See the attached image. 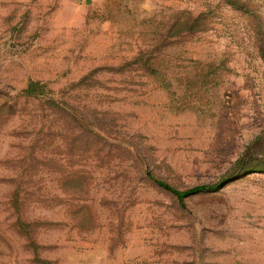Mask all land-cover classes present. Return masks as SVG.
I'll list each match as a JSON object with an SVG mask.
<instances>
[{
  "label": "rangeland",
  "instance_id": "1",
  "mask_svg": "<svg viewBox=\"0 0 264 264\" xmlns=\"http://www.w3.org/2000/svg\"><path fill=\"white\" fill-rule=\"evenodd\" d=\"M233 1L0 0V264H264V172L151 178L219 183L264 131V0Z\"/></svg>",
  "mask_w": 264,
  "mask_h": 264
},
{
  "label": "trees",
  "instance_id": "2",
  "mask_svg": "<svg viewBox=\"0 0 264 264\" xmlns=\"http://www.w3.org/2000/svg\"><path fill=\"white\" fill-rule=\"evenodd\" d=\"M232 6L237 7V2L233 0H228ZM45 85L38 81H31L28 87L24 90L25 94L28 96H39L44 93ZM264 146V131L256 135L244 148V150L237 157L235 162L230 168V171L227 173V176H224L222 181L219 183L211 184H201L187 189H179L172 184L151 176V178L162 188L171 191L175 194L181 202L191 195L201 194V193H210L217 191L223 187V185L230 182L232 179L230 177H240L241 175L264 172V152H260L261 147Z\"/></svg>",
  "mask_w": 264,
  "mask_h": 264
}]
</instances>
